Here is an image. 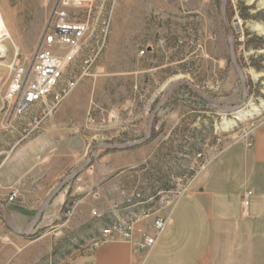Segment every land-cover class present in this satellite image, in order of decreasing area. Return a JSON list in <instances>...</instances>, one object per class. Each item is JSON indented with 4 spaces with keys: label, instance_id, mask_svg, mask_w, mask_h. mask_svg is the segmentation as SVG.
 <instances>
[{
    "label": "rangeland",
    "instance_id": "rangeland-1",
    "mask_svg": "<svg viewBox=\"0 0 264 264\" xmlns=\"http://www.w3.org/2000/svg\"><path fill=\"white\" fill-rule=\"evenodd\" d=\"M57 3L0 0V52L5 56L0 59V98L12 80L13 62L29 64L39 49ZM74 16L90 22L82 53L66 72L67 78H81L61 103L54 93L22 115L14 112L13 104L5 106L0 101V166L54 118L65 122L72 136L90 139L89 146L80 147L85 153L80 166L93 146L141 141L152 112L168 89L186 80L193 88L182 84L174 89L154 121L155 137L124 150L141 154L146 147V184L131 192H142L146 201L152 198L145 209L158 210L169 218L170 225L177 208L188 203L195 190L190 189L183 198L177 193L225 156L250 150L255 128L264 121V34L254 29L256 25L264 28V0H227L226 16L248 92L246 103L233 112L210 108L199 95L224 107L238 106L243 100L221 0H97L90 18L83 12H74ZM105 33L104 50L86 68L85 62L96 55ZM176 97L182 101L177 102ZM254 107L260 113L247 116ZM106 151L94 150L91 164L83 172L92 166L96 170L101 158L98 153ZM75 181L58 194L32 233L20 236L27 255L25 264H70L101 241L102 231L112 222L109 213L91 212L85 221L77 219L72 213L73 197L54 214L59 199ZM0 204L9 214L17 206L9 198ZM37 212L27 222L15 221L17 227L26 230ZM0 226L15 234L1 211ZM176 228L171 227L167 236H174Z\"/></svg>",
    "mask_w": 264,
    "mask_h": 264
},
{
    "label": "crops",
    "instance_id": "crops-1",
    "mask_svg": "<svg viewBox=\"0 0 264 264\" xmlns=\"http://www.w3.org/2000/svg\"><path fill=\"white\" fill-rule=\"evenodd\" d=\"M60 118L18 147L0 166V201L16 194L21 211L13 210L17 222H27L49 194L80 166L89 138L72 136ZM98 153L94 174L82 173L59 199V214L71 198L72 213L85 221L92 213L119 217L113 205L121 195L146 184V147L141 154L129 151ZM238 167L239 172L232 171ZM80 188L81 191H76ZM188 203L175 211V218L146 256L126 240L100 243L70 264H264V121L253 133L250 150L229 154L198 173ZM249 196L248 214L242 203ZM145 197V196H144ZM128 219L127 215H121ZM174 236H167L171 227ZM137 238L154 234L151 223L135 227ZM23 239L0 226V264H25Z\"/></svg>",
    "mask_w": 264,
    "mask_h": 264
},
{
    "label": "built area",
    "instance_id": "built-area-1",
    "mask_svg": "<svg viewBox=\"0 0 264 264\" xmlns=\"http://www.w3.org/2000/svg\"><path fill=\"white\" fill-rule=\"evenodd\" d=\"M96 3L97 0H58L43 41L29 64L17 59L13 62L12 80L0 98L5 106L13 104L14 112L22 115L54 93L58 103H61L76 88L81 76L72 75L67 78L66 72L82 53L83 42L90 31V22L74 16V12H83L90 18L96 9ZM106 36L105 33L96 55L85 62L86 68L92 66L104 50ZM94 170L92 166L89 172L93 174ZM191 184L192 181L177 193L178 198H183L190 192ZM249 196L247 194L242 203L245 215L248 214ZM15 200L16 194H12L9 201ZM151 201L152 198L146 201L144 194L138 190L123 193L121 201L113 205V210L119 217L113 219L102 231L101 241L94 246L112 240H126L137 251L149 256L169 225V218L161 216L158 210L145 209L144 206ZM140 207V211H137ZM124 214L128 219H122L121 215ZM149 221H152L154 234L144 232L142 238L138 239L135 227Z\"/></svg>",
    "mask_w": 264,
    "mask_h": 264
},
{
    "label": "water",
    "instance_id": "water-1",
    "mask_svg": "<svg viewBox=\"0 0 264 264\" xmlns=\"http://www.w3.org/2000/svg\"><path fill=\"white\" fill-rule=\"evenodd\" d=\"M221 3H222V13H223L225 31H226L227 39H228L229 46H230L231 61L237 70L239 79H240L241 84H242L243 100H242L241 104L238 106L224 107V106L215 105L209 97H207L201 93H199V95L203 98V100L206 101V104L208 107L214 108V109L222 111V112H233V111L239 109L240 107H242L246 103L247 98H248V92H247V84H246V78H245L244 72H243L242 68L240 67L239 63L237 62V58H236V43H235V39L233 36V30H232V27L229 23L227 16H226L227 0H221ZM182 84H187L191 88H193V86L188 81L182 80V81L175 83L174 85H172L168 89L166 95L162 98V100L159 102V104L157 105L155 110L152 112V115H151L149 122H148V125H147L146 135H145V138L143 140L138 141V142H133V143H124V144H100L98 146L91 147L88 151V155H87V159H86L85 163L82 164L80 167H78L69 176L65 177L61 181V183L49 194V196L46 198V200L42 203V205H41L40 209L38 210L36 216L34 217L32 223L30 224V226L26 230H23V231L20 230L17 227L14 218L7 212L5 207L0 204V211L2 212V214L4 216L8 227L15 234H17L19 236H29L32 233V231L36 228L37 224L39 223L40 219L44 215L45 211L52 204V202L58 196V194L68 184L75 181L78 178V176L81 173H83V171L86 170L90 166L91 161H92V152L94 150L124 151V150H128V149L134 148L136 146H139V145H142V144L148 142L152 137L153 125H154V121H155L158 113L160 112V110L164 106L167 99L172 95L174 89H176L178 86H180Z\"/></svg>",
    "mask_w": 264,
    "mask_h": 264
},
{
    "label": "bare ground",
    "instance_id": "bare-ground-1",
    "mask_svg": "<svg viewBox=\"0 0 264 264\" xmlns=\"http://www.w3.org/2000/svg\"><path fill=\"white\" fill-rule=\"evenodd\" d=\"M0 26H1V24H0ZM254 29L255 30H257L258 32H260L261 34H264V28L263 27H261V26H258V25H256L255 27H254ZM5 56L0 52V59H2V58H4ZM260 113V110H258L257 109V107H254V109L253 110H251L249 113H247L246 115L247 116H252V115H255V114H259ZM245 115V116H246ZM244 116V117H245ZM237 119H240V118H237Z\"/></svg>",
    "mask_w": 264,
    "mask_h": 264
},
{
    "label": "trees",
    "instance_id": "trees-1",
    "mask_svg": "<svg viewBox=\"0 0 264 264\" xmlns=\"http://www.w3.org/2000/svg\"><path fill=\"white\" fill-rule=\"evenodd\" d=\"M242 17H244V18L247 19L248 16L243 14ZM175 100H176L177 102H178V101H182L181 98H177V97H176ZM200 103H203V102H200ZM154 137H155V136L152 134V139H153ZM106 152H110V150H108V151H106ZM16 209H17L18 211H21V213H24V212H25L24 210H20V208H18V207H15V208H14V210H16ZM9 212H10V214H12L11 211H9Z\"/></svg>",
    "mask_w": 264,
    "mask_h": 264
}]
</instances>
